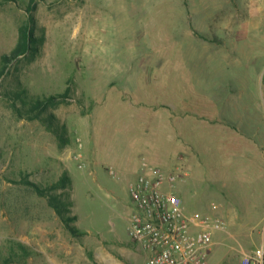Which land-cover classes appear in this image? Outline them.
I'll return each mask as SVG.
<instances>
[{"label": "rangeland", "instance_id": "374dc122", "mask_svg": "<svg viewBox=\"0 0 264 264\" xmlns=\"http://www.w3.org/2000/svg\"><path fill=\"white\" fill-rule=\"evenodd\" d=\"M29 1L0 0V67L18 43ZM37 3L35 36L43 43L34 60L20 57L0 80V264H22L18 243L32 252L27 264H143L129 234L135 211L130 184L141 171L146 143L166 145L162 138L154 141L157 134L146 136V90L158 100L176 97L167 104L214 121L212 127L199 123L191 176L177 183L176 192L188 212L219 218L234 235L217 246L219 258L232 244L238 256L264 246V220L253 230H233L221 215L209 213L212 200L206 197L209 175L224 174L233 161L244 160L230 140L250 132L264 136V0ZM68 88L69 98L43 120L21 118L13 109L14 92L26 91L17 104L27 110L31 101ZM51 114L57 119L53 128ZM220 120L229 121L234 134L220 135ZM57 126L70 139L65 145ZM205 128L211 130L207 142L200 132ZM172 146L153 154H167L176 164ZM151 164L185 170L180 162L170 168ZM214 167L219 171L213 173ZM64 173L71 183L60 193L77 217L72 225L85 233L80 237L66 229L47 198L21 182L29 174L46 186ZM197 178L204 181L202 189L185 195L182 187L191 189ZM235 259L227 254L226 264Z\"/></svg>", "mask_w": 264, "mask_h": 264}, {"label": "crops", "instance_id": "0c3cea01", "mask_svg": "<svg viewBox=\"0 0 264 264\" xmlns=\"http://www.w3.org/2000/svg\"><path fill=\"white\" fill-rule=\"evenodd\" d=\"M152 69L161 70L162 65L155 69L152 67ZM158 92L160 93L162 91ZM146 96L148 97L146 98V136L157 134L159 139L153 137L154 141L158 142L160 138H162L161 141L166 143V145H164V148L157 146L152 147L150 143L147 142L146 154H143L142 162L140 163L141 170L143 161L147 160L150 161H148L149 163L152 162L158 165H164L166 168H170L173 165L177 167V164L180 162L185 166V171L188 170L189 176L186 178L188 179L191 176L188 163L192 161L194 153L196 152V147L199 146V142L196 141V135L199 134L198 125L199 123H208L209 126L212 127L214 121L211 120V118L194 116L186 107L182 108V106L177 107L173 104H167L171 102L172 99H176V97L167 98L169 100H158V98H151L147 94V90ZM150 101H157V103H159L151 106ZM221 124L220 135L224 136L229 133L234 134L228 131L230 129L228 126L235 128L229 121H221L220 125ZM252 130L253 129H248V131ZM200 132L203 136L206 135L207 142V138L209 140V137H211V130L207 131L205 128L204 130H200ZM251 134L252 132H250L247 137L240 135L238 136L239 139L230 140L234 142L233 147L239 149L242 154L238 157L241 159L244 158V160L233 161L228 165L224 174L209 175L207 189L203 187V189H206V197L212 200L211 206H207L210 209L207 208L209 213L221 215L233 230H253L264 220V136L254 137L251 136ZM228 137L229 136H226L225 138L228 139ZM186 140H191V143L188 141L186 142ZM172 144H175V158L178 159V162H175L176 164L169 161L170 159L167 157V154L165 158L162 157L164 153H156L154 156L153 152H155V149H163L160 151H164L165 149V151L169 152V149L173 147ZM260 148L263 149L262 154L259 153ZM214 171L216 172L219 170L214 167L213 173H215ZM252 174L256 176L255 181H249ZM203 184L204 181L201 182V180L197 178L193 185H191V189L188 187V184H186L187 187H182L184 189L183 193L185 195H191L194 188L199 191L202 189ZM233 237L234 235L230 232H214V244L210 251L211 262L212 260L218 259L220 264H226L227 254H230L232 258L236 256V259L230 261V264H242L246 254H255V250L254 252L253 250L250 252L240 251L241 254L238 256V254L232 251L234 249L232 244L229 250L226 251L225 254H221L222 257L219 258L217 246L226 243L227 239H233ZM136 250L137 253L143 257V264H146L147 256L145 253L137 247ZM235 251L236 253L238 252L236 248ZM130 263L137 264L136 262Z\"/></svg>", "mask_w": 264, "mask_h": 264}, {"label": "built area", "instance_id": "2783aa9c", "mask_svg": "<svg viewBox=\"0 0 264 264\" xmlns=\"http://www.w3.org/2000/svg\"><path fill=\"white\" fill-rule=\"evenodd\" d=\"M109 173L116 176L113 168ZM188 176L181 168L169 172L143 161L141 172L130 184L135 211L129 234L147 256L146 264H210L214 232L227 229L219 218L187 211L176 188ZM242 264H264V246L255 254H246Z\"/></svg>", "mask_w": 264, "mask_h": 264}, {"label": "trees", "instance_id": "16d2710c", "mask_svg": "<svg viewBox=\"0 0 264 264\" xmlns=\"http://www.w3.org/2000/svg\"><path fill=\"white\" fill-rule=\"evenodd\" d=\"M37 1L38 0L29 1L26 7L28 19L26 23L20 27L18 43L11 54L4 55L1 59L2 66L0 67V80L9 73L10 66L15 63L20 57H26L30 60H34L39 50L40 44L43 43V39L35 36L37 19L33 12L37 8ZM25 92L26 91L24 90H22L21 92H14L12 94V98L17 101L21 100ZM69 96L70 88H68L65 93L59 96L52 95L44 99H36L35 101H31V107L27 110L22 109L20 106H18L16 101L14 102L13 109L21 118H28L29 120H43L44 114L50 108H56L57 106H59V104H61V102L69 98ZM49 118L52 122L50 128H53L54 121L57 120L56 116L51 114ZM56 128L57 129H55V133L59 134L62 145H65L67 141H70V139H67L64 136L65 129L64 133L61 134L59 130L62 128L58 126ZM29 177V174H25L21 182L29 187H32L39 196L47 198L49 206L55 210L57 215L63 221L66 229L73 236L80 237L84 235V232L80 231L76 226L72 225V223L77 220V217L70 215L71 203L68 200L64 199L63 193H60L61 190H65L71 183V178L69 177V175L67 173H64L57 182L51 183L46 186L31 181ZM18 244L20 253H16V256L19 257L17 258V260H20L18 262L22 264H27V259L30 257L32 252L30 251V248L24 243ZM11 257L12 256L6 259L7 263H10L12 261L13 258L10 259Z\"/></svg>", "mask_w": 264, "mask_h": 264}]
</instances>
